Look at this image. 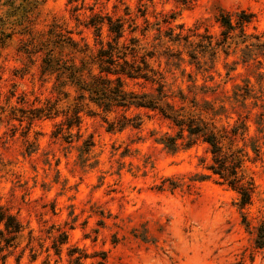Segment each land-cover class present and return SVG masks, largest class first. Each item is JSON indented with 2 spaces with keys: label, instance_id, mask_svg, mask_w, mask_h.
<instances>
[{
  "label": "rangeland",
  "instance_id": "1",
  "mask_svg": "<svg viewBox=\"0 0 264 264\" xmlns=\"http://www.w3.org/2000/svg\"><path fill=\"white\" fill-rule=\"evenodd\" d=\"M243 10L255 16L247 32L264 40V0H193L189 9L176 0H0V212L24 227L13 246L0 237V264H264V250L255 246L264 219V54L244 63L239 49L221 53L207 73L161 55L182 50L188 61L168 34L184 25L185 33L219 36L220 15ZM95 14L137 19L138 32L127 25L126 36L157 51L151 64L165 74L171 93L181 89L189 100L223 106L225 125L246 120L248 142L238 146L249 154L245 166L256 183L249 207L240 210L238 194L215 177L199 179L210 174L207 144L170 153L157 141L175 134L158 113L131 109L127 114H139L141 126L111 129L92 105L96 113H82L71 143L57 135L64 117H34L50 104L65 108L75 95L67 87L70 99L58 102L54 79L42 74L50 33L96 48L89 25ZM102 33L108 40L107 26ZM63 55L71 60L75 53ZM190 80L210 88L191 91ZM143 86L129 88L152 89Z\"/></svg>",
  "mask_w": 264,
  "mask_h": 264
},
{
  "label": "trees",
  "instance_id": "2",
  "mask_svg": "<svg viewBox=\"0 0 264 264\" xmlns=\"http://www.w3.org/2000/svg\"><path fill=\"white\" fill-rule=\"evenodd\" d=\"M192 1L176 0L185 9L191 7ZM175 18L174 16L172 19ZM254 18V14L245 10L236 14H221L218 19L221 25L219 36L210 35L208 32L200 33L198 29L185 33L184 25H180L179 33L168 34V42L183 48L188 61L182 50L170 54L164 52L161 55L170 62H187L196 67L199 73H207L210 64H214L221 53L229 56L231 51L236 52L238 49L246 63L258 54H264L263 36L249 34L246 30ZM89 25L95 29L96 48L89 44L81 45L79 41L63 33H50L51 38L43 47L45 54L41 65L42 74L47 79H54L53 90L58 102L70 99L67 87L72 88L75 95L71 104L66 102L65 108L62 106L59 110L49 103V106L35 109L34 117H64L63 122L58 124L57 135H62L71 143L74 136L79 138L82 113H96L90 109L92 105L107 116L106 122L111 129L123 130L130 126L139 128L142 119L139 114L129 116L127 113L131 109L158 113L171 122L175 134H166L157 141L170 153L191 148L198 141L207 144L212 156L211 163L207 166L210 174L202 175L199 179L203 181L215 177L218 183L228 186L238 194L240 210L249 207L253 201L256 183L254 175L245 166L249 154L245 147L238 146L239 140L248 142L246 137L249 127L246 120L225 125L221 123L225 111L223 106L216 108L212 101L198 100L196 97L189 100L181 89L176 95L171 93L165 74L151 64L157 51L147 48L138 36H126L127 25L130 33L138 32L137 19H115L108 14H95ZM104 26L108 28V40H104L102 36ZM147 31L148 29L143 31L144 37ZM68 49L75 53L71 60L63 55ZM188 77L192 79V74H188ZM190 81L191 91L194 88H210L205 85L198 87L196 80ZM130 82L139 86L150 85L152 89L135 91L129 88ZM110 115H115L113 120L108 118ZM75 129L76 135L72 132ZM84 146L90 151L92 145L86 142ZM251 150L259 156L260 150L255 144H251ZM243 218L247 223L246 215ZM1 224L4 225V230H0L1 239L8 246L15 245L19 234L23 232V224L16 216L0 212ZM62 235L64 238L60 241L61 244L67 240V234ZM255 246L264 250V219L256 228Z\"/></svg>",
  "mask_w": 264,
  "mask_h": 264
}]
</instances>
